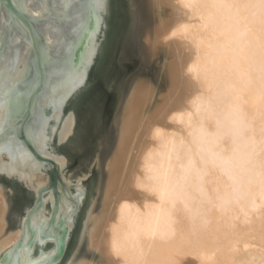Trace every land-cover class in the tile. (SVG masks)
Listing matches in <instances>:
<instances>
[{
	"label": "water",
	"instance_id": "water-1",
	"mask_svg": "<svg viewBox=\"0 0 264 264\" xmlns=\"http://www.w3.org/2000/svg\"><path fill=\"white\" fill-rule=\"evenodd\" d=\"M177 0H0V264H119L105 227L147 116L179 99ZM165 124V123H164Z\"/></svg>",
	"mask_w": 264,
	"mask_h": 264
},
{
	"label": "bare ground",
	"instance_id": "bare-ground-1",
	"mask_svg": "<svg viewBox=\"0 0 264 264\" xmlns=\"http://www.w3.org/2000/svg\"><path fill=\"white\" fill-rule=\"evenodd\" d=\"M184 78L105 227L119 264H264V0H177ZM1 197V195H0Z\"/></svg>",
	"mask_w": 264,
	"mask_h": 264
}]
</instances>
